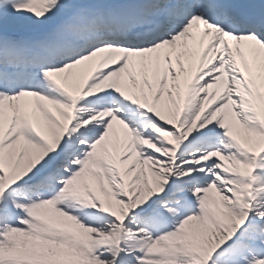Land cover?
<instances>
[{
	"label": "snow or ice",
	"instance_id": "snow-or-ice-1",
	"mask_svg": "<svg viewBox=\"0 0 264 264\" xmlns=\"http://www.w3.org/2000/svg\"><path fill=\"white\" fill-rule=\"evenodd\" d=\"M0 264H264V0H0Z\"/></svg>",
	"mask_w": 264,
	"mask_h": 264
}]
</instances>
